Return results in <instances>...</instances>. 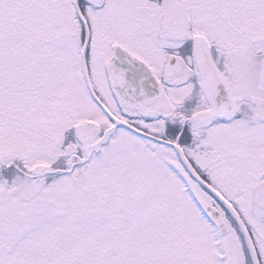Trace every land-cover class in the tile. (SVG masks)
I'll return each mask as SVG.
<instances>
[{
    "label": "snow or ice",
    "instance_id": "6c2138e0",
    "mask_svg": "<svg viewBox=\"0 0 264 264\" xmlns=\"http://www.w3.org/2000/svg\"><path fill=\"white\" fill-rule=\"evenodd\" d=\"M0 264H264V0H0Z\"/></svg>",
    "mask_w": 264,
    "mask_h": 264
}]
</instances>
